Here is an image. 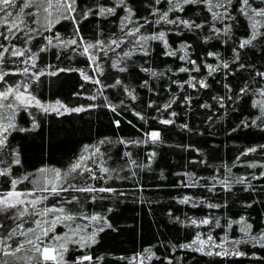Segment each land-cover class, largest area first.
Wrapping results in <instances>:
<instances>
[{
    "label": "trees",
    "instance_id": "16d2710c",
    "mask_svg": "<svg viewBox=\"0 0 264 264\" xmlns=\"http://www.w3.org/2000/svg\"><path fill=\"white\" fill-rule=\"evenodd\" d=\"M126 2L134 15L125 22L124 31L138 24L144 27L137 37L164 31L168 49L159 40H148L144 44L147 55L139 46L129 43H122L115 51L108 50L107 55L99 48L81 55L87 42L102 41L107 47L111 39L124 36L120 30L121 21L127 13L122 8H116V14L106 18L95 11L97 4L115 7L116 0H76V13L72 15L89 7L94 9L93 14L79 24V36L74 34L70 20L61 19L50 31L45 30L47 14L33 7L25 11L36 15L25 19L29 21L28 27L36 30L30 33L35 39L25 43L28 37L23 33L14 39L0 37V44L9 47L0 70L10 73L5 76L6 83H0V90L21 84L23 91L27 85L28 92L45 105H55L59 101L68 108L86 109L58 115L55 111L45 113L36 107L26 110L17 107L14 116L12 109H0V122L7 124L8 118L13 116L17 126V130H10L0 168L10 166L11 178L31 173L29 180H36L39 185L44 180L38 173L40 168L66 171L85 146H89L90 151L97 146L100 153L86 163L98 178L89 179L87 183L95 188L114 189L111 193L69 190L60 196L37 192L39 196H49L37 208L62 206L74 219L56 220L61 214L52 212L42 217H25L29 222L24 227L36 229L44 244L57 247L65 244L63 264H77L84 256L92 259L84 260L83 264H141V260L142 264H264V247L252 239L264 234V167H261L264 165V113L259 107H253L254 102L264 101L257 92L264 88V80L255 75L264 72V35L258 36L252 46L238 47L240 41L251 34L249 21L236 11L239 0H234L230 9L238 23L225 20L234 25L228 35H216L211 31V13L203 5H186L182 12H169L170 20L180 17L204 24L203 28L189 30L163 20L159 24L145 23V17L150 21L158 19L152 14L153 7L159 12L168 10L167 0H161L159 5L154 0ZM250 3L253 7H264L261 0H250ZM56 14L53 11L52 18ZM37 20L39 23L33 22ZM214 26L223 29L224 24L216 21ZM0 31L5 29L0 28ZM259 31L264 32V27H259ZM57 33L59 39H56ZM45 37H52L51 45ZM71 39H76L77 45H66ZM181 45H185L183 51ZM13 46L30 51L23 58L11 57ZM41 47L45 50L39 51ZM233 49L240 53L235 63ZM124 51H131V56L120 58L118 54ZM166 51H174L175 55H167ZM210 52L216 55L210 56ZM33 53L37 54L35 61L31 59ZM185 53L186 58L181 59ZM88 55L96 56L95 64ZM24 59L28 60L27 64L21 62ZM113 61L126 70L121 72L112 67ZM33 63L34 68L31 67ZM224 63L229 67L224 68ZM240 64L245 67L240 68ZM206 65H212L216 71L209 75ZM197 66L199 71L194 70ZM26 67L29 69L27 76L22 74ZM181 68L189 71L181 72ZM67 69H82L99 83L85 81L80 71ZM40 71L45 75L37 79ZM51 72L57 74H47ZM117 79L121 81L118 85ZM190 79L195 87L189 86ZM199 81L206 82L208 87H199ZM246 86L248 92L238 95ZM129 91L135 99L128 95ZM90 96L95 99H88ZM165 105L170 106L165 108ZM258 116L262 119L257 120ZM162 119L174 122L162 124ZM254 120L255 125L252 124ZM33 122L37 124L34 130H18L31 129ZM153 131L160 133L157 143L148 138L147 134ZM102 140L106 142L101 144ZM133 141L137 143H128ZM250 148L257 150L244 155ZM16 153L20 160L18 165L11 163ZM92 160L109 172H100ZM252 164L256 166L250 167ZM88 175L85 172V176ZM243 177H246L243 184L236 182ZM68 182L82 185L83 178L72 180L69 177ZM9 188L10 178L0 177V192ZM32 188L29 181H24L17 190ZM73 197L77 200L66 202ZM185 197L190 198L189 202L180 203ZM210 204L218 207H208ZM92 215H98L101 221H91ZM241 218L252 226L248 235L241 231L244 225L232 223ZM3 219L0 216V220ZM35 219L42 221L40 228L32 223ZM205 219L209 220L208 224L200 223ZM192 220L197 224H192ZM4 223L6 227H15L11 220H4ZM100 227L104 230L97 232L96 242L82 247L81 237H88ZM42 228L50 229L47 236H43ZM3 231L0 229V233ZM198 235L207 242L204 251L216 253L227 249L244 255H205L202 251H194L193 248L200 247L192 243ZM213 245H223V248ZM30 247L16 254L19 260L5 259L10 264H26L24 258L35 255L28 251ZM53 254L59 259L57 251ZM31 264L37 261L33 259ZM39 264H56V260L45 262L41 259Z\"/></svg>",
    "mask_w": 264,
    "mask_h": 264
},
{
    "label": "snow or ice",
    "instance_id": "6c2138e0",
    "mask_svg": "<svg viewBox=\"0 0 264 264\" xmlns=\"http://www.w3.org/2000/svg\"><path fill=\"white\" fill-rule=\"evenodd\" d=\"M234 0H167V3L169 5L167 11L159 12L155 7H153L152 14L157 15L158 19L156 21H150L145 17V23H155L159 24L161 20H163L167 24H173L177 27H180L181 25L184 28H187L189 30L193 28H203V23H196L194 20H187V19H181L180 17H176L174 19H169L168 14L169 12H182L184 10V7L186 5H194V6H200L203 5L206 7L207 11L211 13V22L209 24L211 31L215 33L216 35H220L223 33V35H228L232 28L233 24L231 23H225V20L227 21H235L238 23L237 18L235 15L231 13V7L233 5ZM154 3L156 5H159L161 3V0H154ZM261 3H264V0H261ZM33 7L37 8L38 10L42 11L43 13H46L45 19L47 20V24L44 25L45 30L50 31L51 28L57 24L60 23L61 19L64 20H70L73 24L74 34L76 36H79L80 28L79 24L82 20L88 19L90 15L93 14L94 9L92 7H89L86 11H83L82 13L78 15H72L73 13H76V0H0V28L5 29V31H0V37H3L4 39H14L17 38V36L20 33H23L24 36H27L28 39L25 40V43H30L32 39H35L34 35H30V33H34L36 30L28 27L29 21L25 19L26 16H34L35 13L28 11L26 12V9H32ZM116 8H122L127 15L122 19L121 21V32L124 33V36L119 39H111L110 44L107 45V47L104 46L102 41H97L96 43L87 42L86 46L83 48V52L81 55H87L89 53L90 49L99 48L100 50H103L105 52V55H107V51H115L116 48H119L122 43H129L134 46H139L141 50H144V44L147 43L148 40H159L163 42L165 49H168L169 45L167 43V40L165 38V32L160 31L158 34H154L151 36L141 34L137 37V33L140 32V28L144 27V24H138L137 27L134 29H128V31H124L125 28H127L126 21H130L132 16L134 15L132 8L127 4L126 0H116L115 7H105L104 5L97 4L96 5V14L100 17H107L108 15H115L116 14ZM220 9H223V11H219ZM53 11H55L57 14L53 17ZM237 12H239L240 15L244 16L249 21V27L251 29V34L248 38H244L240 41L238 47L240 49H243L248 46H252L253 41L257 39L258 36L264 35V32L259 31V27H264V7H253L250 3V0H239V7L236 9ZM262 18V19H257ZM219 21L220 23L224 24L223 29H217L214 25L215 22ZM36 23H39V21H33ZM259 26V27H258ZM27 29V31H25ZM7 33V34H6ZM126 37H136L134 40H126ZM22 38V37H21ZM211 38V37H209ZM45 39L48 41V44H52V37H45ZM56 39H59V34H56ZM82 39V38H81ZM83 42V40H82ZM66 45H77L76 39H71L66 42ZM115 47H112V46ZM185 48V45H181V51H183ZM45 47H41L39 51H44ZM30 51L29 49H19L15 46L12 47V50L10 52L11 57L16 58H23L25 56V53ZM234 52V59L233 63L239 60L240 53L236 49H233ZM5 53H9V47L0 44V63L4 62V55ZM132 54L131 51H124L120 55V58L122 57H130ZM144 54L147 55V51L144 50ZM167 55L174 56V51H166ZM36 53H33L31 56V59L35 61L36 59ZM185 56L180 57L181 59L186 58ZM210 56H215V53H209ZM88 59L91 61V63H96V56L95 55H88ZM22 63L27 64L28 60L24 59L21 61ZM189 63H192L195 65V61H188ZM224 68H228V63H224L222 65ZM31 67H35V63L31 65ZM112 67L118 68L119 71L123 72L126 70L125 67H118V64L116 61H113ZM208 68L209 75H211L213 72L216 71V68L212 65H206ZM240 68H244L245 65L240 64ZM66 69H60V71H65ZM68 71H80L81 77L85 81L92 80L91 77H89L82 69H67ZM96 70L99 71V65L96 66ZM144 71H150L149 69H142ZM195 71H199V67L197 66ZM181 72H187L189 69L187 68H181ZM29 73V69L26 67L22 70V74L27 76ZM10 73L4 72L0 70V83H6L5 76L9 75ZM15 74V73H11ZM48 75H56V72L47 73ZM45 75L44 71H40L36 74L37 79L39 76ZM152 75L155 76L156 73L152 72ZM256 76H259L261 80H264V72H256ZM93 83H99V81L92 80ZM121 81L119 79L116 80V84H120ZM147 83V82H145ZM189 86L195 87L196 85L192 83V80L190 79L188 81ZM199 87L206 88L208 85L204 81H199ZM115 87V85H112ZM183 87V85H181ZM227 87V85H225ZM127 90V89H126ZM248 92V87H244L240 89V93L238 95H244ZM259 96L264 97V88L257 90ZM255 94V93H254ZM128 95L131 96L133 99L135 97L132 95V92L129 91ZM88 99H95L94 96L88 97ZM231 99V98H230ZM7 102V103H5ZM36 107L41 109L43 112L48 113L50 111L57 112L58 115H63L65 113H72V112H82L86 109L84 107H76V108H68L65 105L61 104L59 101L56 102L55 105H45L43 104L39 99L36 98L35 95L28 92V86L24 85L23 91H21V84H16L15 86L7 87L3 90H0V109L8 108L13 110V116L15 114V109L17 107L27 109L29 107ZM170 105H165V108L169 107ZM223 106V105H221ZM207 107V105H205ZM253 107H259L260 111L264 113V101H256L253 103ZM62 110V111H61ZM115 111V109H112ZM171 115L175 116L176 113H171ZM13 116H10L8 118V123L4 124L3 122H0V163H4V149L7 147V139L8 135L10 133V130H17V126L15 123H13ZM143 119V117H141ZM262 119V117H257V120ZM174 121L162 119L160 120V123L162 124H171ZM245 124V126H249L246 122H242ZM256 121H252V124L255 125ZM37 127V124L33 122L31 129H24L20 128L19 131H30L34 130ZM186 127V125L184 126ZM148 138L151 140L152 143H157L159 141L160 133L157 131H153L151 133H148ZM105 140L100 141L101 144L105 143ZM121 143H126L125 141H120ZM128 143H137L135 141L128 142ZM264 147V146H262ZM256 148H250L247 150V152L244 153V155H247L248 152H255ZM90 152V155H85ZM100 153V149L97 146H93L91 151L89 146H85L83 149V152L79 157L75 159L73 163H71L66 171H61L60 169H47V168H40L38 170V173L41 174L44 177L43 183L38 185V182L36 180H29V176L33 175L31 173L25 174L21 178H11V168L5 167L0 168V177H9L10 178V188L7 191L0 192V216H3V220H0V229H3L4 231L0 233V264H10V261L8 259H5L7 257H11L14 259H21L17 257V253H20L22 250L26 248V246H31L28 248L29 252L35 253L34 256H26L24 260L26 261V264H31V261L35 259L37 261V264H39L40 260L47 262L49 260H56V264H63V252L67 251V248L65 244H59L58 247L51 245V244H44L42 237L40 234H36V229L32 227L25 228L24 225L28 223L29 221L25 219L27 216H46L49 213L52 212H59L61 215L56 217V220H68L71 221L74 219V216L67 213L65 208L60 207H45L43 209L37 208V205L43 203V201L47 200L49 198L48 195L39 196L36 193H48L49 195H55L60 196L62 192H67L69 190H72L74 192H81V193H93V192H113L114 189L112 188H95L87 183L89 179L95 180L98 177L96 176V173L93 171L92 167L86 163L87 160L92 159V157L97 156ZM125 155H129L126 153ZM93 163L97 164V167L99 168V171L107 174L109 172V169L100 167L96 160H92ZM11 163L19 164V155L18 153L15 154L14 159L11 161ZM250 167H255L256 165L252 164L249 165ZM261 167H264V165H261ZM85 172H87L89 175L85 176ZM50 174V177L49 175ZM76 174V175H73ZM69 177H71L72 180H79L80 178H83V184L78 185L76 183H70ZM101 179L103 177H100ZM246 177L239 178L236 182L243 184L245 182ZM24 181H29L33 185V188L31 190H17V187L19 184L23 183ZM65 184L67 186L65 187ZM230 190V189H229ZM31 197V199H29ZM94 198V197H93ZM77 200V197H73L72 200H67V203H72L73 201ZM190 200L189 197H185L180 201V203H188ZM249 207L251 205H248ZM208 207L216 208L218 205L210 204ZM31 208V212H30ZM101 217L98 215H92L90 217L91 221L99 223L101 221ZM4 220H11L15 227H6ZM32 223H34L37 228L41 227L42 221L39 219L32 220ZM192 224H197L196 220L191 221ZM202 224H208L209 220L205 219L201 221ZM218 223V222H217ZM232 223H237L244 225V227L241 228V231L245 233V235H248L251 230V224H247L244 218H241L239 221H233ZM52 226H55V220L52 222ZM110 226V225H109ZM229 227H231V224H229ZM50 229L42 228V234L43 236H47L48 231ZM103 227H100L99 229L94 230L88 237H81V240L84 242L81 246L83 247L85 244L95 243V236L97 235V232L103 231ZM29 234H33V236H30ZM19 237H23L24 239H19ZM34 237V238H33ZM57 240L61 239L60 237L56 238ZM254 241H257L260 243L261 247H264V234L260 235L259 237H252ZM209 240H211V237H209ZM9 241H13L12 243H9ZM77 243H80L79 241H76ZM247 242V241H244ZM193 244H199L200 247L193 248L194 251H202L205 255H224V256H242L244 253H241L239 251L233 250L229 251L225 249L222 252H216L213 253L212 251H204V248L206 247L207 242L204 240H201L199 238V235L197 236V239L192 242ZM234 243L238 244L240 241H235ZM183 247H192L191 245H184ZM213 247H219L223 248V245H213ZM53 251H57L59 253V259L51 255ZM147 258H151L149 255ZM91 256H84L79 258L77 264H83L84 260L91 261ZM142 264V260H141ZM171 264V262H169Z\"/></svg>",
    "mask_w": 264,
    "mask_h": 264
},
{
    "label": "rangeland",
    "instance_id": "374dc122",
    "mask_svg": "<svg viewBox=\"0 0 264 264\" xmlns=\"http://www.w3.org/2000/svg\"><path fill=\"white\" fill-rule=\"evenodd\" d=\"M33 107H34V106H33ZM61 111H62V110H61ZM29 199H31V197H30ZM51 255H53V256H54L53 252L51 253Z\"/></svg>",
    "mask_w": 264,
    "mask_h": 264
}]
</instances>
